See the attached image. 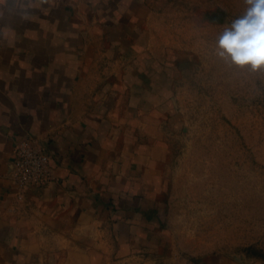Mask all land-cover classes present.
<instances>
[{
	"label": "crops",
	"instance_id": "crops-1",
	"mask_svg": "<svg viewBox=\"0 0 264 264\" xmlns=\"http://www.w3.org/2000/svg\"><path fill=\"white\" fill-rule=\"evenodd\" d=\"M154 1L0 0V264H30L47 233L104 223L128 247L152 226L168 149L136 62ZM28 136L51 177L20 190L13 149Z\"/></svg>",
	"mask_w": 264,
	"mask_h": 264
},
{
	"label": "rangeland",
	"instance_id": "rangeland-1",
	"mask_svg": "<svg viewBox=\"0 0 264 264\" xmlns=\"http://www.w3.org/2000/svg\"><path fill=\"white\" fill-rule=\"evenodd\" d=\"M245 7L156 0L141 12L147 50L136 63L168 149L152 226L128 247L104 223L47 233L30 264H264V70L216 50Z\"/></svg>",
	"mask_w": 264,
	"mask_h": 264
},
{
	"label": "clouds",
	"instance_id": "clouds-1",
	"mask_svg": "<svg viewBox=\"0 0 264 264\" xmlns=\"http://www.w3.org/2000/svg\"><path fill=\"white\" fill-rule=\"evenodd\" d=\"M244 3L245 11L218 35L216 50L225 62L256 72L264 70V0Z\"/></svg>",
	"mask_w": 264,
	"mask_h": 264
},
{
	"label": "built area",
	"instance_id": "built-area-1",
	"mask_svg": "<svg viewBox=\"0 0 264 264\" xmlns=\"http://www.w3.org/2000/svg\"><path fill=\"white\" fill-rule=\"evenodd\" d=\"M50 154L48 147L32 136L15 145L10 172L18 189L41 185L50 179Z\"/></svg>",
	"mask_w": 264,
	"mask_h": 264
}]
</instances>
